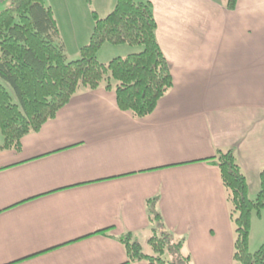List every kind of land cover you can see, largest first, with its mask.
Listing matches in <instances>:
<instances>
[{
  "label": "crops",
  "instance_id": "1",
  "mask_svg": "<svg viewBox=\"0 0 264 264\" xmlns=\"http://www.w3.org/2000/svg\"><path fill=\"white\" fill-rule=\"evenodd\" d=\"M148 1L173 88L142 119L121 110L114 91L82 89L20 151L0 152V264H126L119 238L149 240L155 198L191 264H234L226 192L210 160L235 149L251 197L259 194L264 0H238L233 11L217 0ZM86 4L105 18L116 0ZM263 220L253 217L251 252L264 242Z\"/></svg>",
  "mask_w": 264,
  "mask_h": 264
},
{
  "label": "trees",
  "instance_id": "2",
  "mask_svg": "<svg viewBox=\"0 0 264 264\" xmlns=\"http://www.w3.org/2000/svg\"><path fill=\"white\" fill-rule=\"evenodd\" d=\"M88 4L91 0H85ZM233 11L238 0H217ZM94 29L80 57L69 62L60 43L52 9L44 0H11L0 12V152L20 151L23 138L55 119L82 89L114 91L117 105L137 119L151 115L173 88L170 64L157 40V23L148 0H116L105 18L94 13ZM107 44L139 46L140 53L98 61ZM210 163L219 169L234 227V264H264V242L255 252L249 242L254 216L264 217V167L260 192L253 198L235 149L217 150ZM159 198L147 202L153 237L151 254L126 234L119 238L127 262L191 264L184 239L165 228Z\"/></svg>",
  "mask_w": 264,
  "mask_h": 264
},
{
  "label": "rangeland",
  "instance_id": "3",
  "mask_svg": "<svg viewBox=\"0 0 264 264\" xmlns=\"http://www.w3.org/2000/svg\"><path fill=\"white\" fill-rule=\"evenodd\" d=\"M46 6L50 7L54 13L55 20L58 26L63 31V38L67 44V50L64 49L65 55L67 56V60L69 62L75 61L80 57V49L89 43L90 36L88 35V39L83 40L86 36L87 30L92 29L91 34L93 32L95 24L93 19V14L88 8L85 0H44ZM11 0H0V12L7 9L10 6ZM95 11V9L93 8ZM92 26V28H91ZM78 36L79 41L75 42V37ZM78 47L79 49H75ZM142 47L139 46H113L107 44L103 47V49L98 54V61L102 64H108L111 60L117 57L125 58L128 55L140 53L142 51ZM2 83V81H0ZM0 140H2L0 134ZM264 214V213H263ZM264 224V220L262 221ZM262 227L256 225V235H258V231L261 230ZM153 234L149 236L148 239L152 238ZM141 246L146 254H151L152 249L147 242H145L144 238H140ZM260 246L252 248V253L257 251Z\"/></svg>",
  "mask_w": 264,
  "mask_h": 264
}]
</instances>
